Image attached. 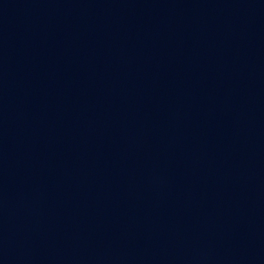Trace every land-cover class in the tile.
<instances>
[{"label": "water", "instance_id": "95a60500", "mask_svg": "<svg viewBox=\"0 0 264 264\" xmlns=\"http://www.w3.org/2000/svg\"><path fill=\"white\" fill-rule=\"evenodd\" d=\"M0 264H264V0H0Z\"/></svg>", "mask_w": 264, "mask_h": 264}]
</instances>
